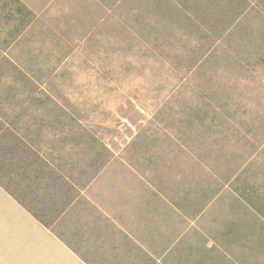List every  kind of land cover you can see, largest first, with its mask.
I'll use <instances>...</instances> for the list:
<instances>
[{
	"label": "rangeland",
	"instance_id": "1",
	"mask_svg": "<svg viewBox=\"0 0 264 264\" xmlns=\"http://www.w3.org/2000/svg\"><path fill=\"white\" fill-rule=\"evenodd\" d=\"M17 1L0 136L64 181L14 197L86 264H264V0Z\"/></svg>",
	"mask_w": 264,
	"mask_h": 264
},
{
	"label": "crops",
	"instance_id": "2",
	"mask_svg": "<svg viewBox=\"0 0 264 264\" xmlns=\"http://www.w3.org/2000/svg\"><path fill=\"white\" fill-rule=\"evenodd\" d=\"M253 242L251 235L247 236L241 240L240 249L224 252L235 253L236 264L253 263L257 254ZM0 264L86 263L0 186Z\"/></svg>",
	"mask_w": 264,
	"mask_h": 264
},
{
	"label": "trees",
	"instance_id": "3",
	"mask_svg": "<svg viewBox=\"0 0 264 264\" xmlns=\"http://www.w3.org/2000/svg\"><path fill=\"white\" fill-rule=\"evenodd\" d=\"M13 2L14 4H16L15 13L20 18H25L30 15L29 10H27L25 6L19 4L17 0H13ZM0 129H4V127L1 125ZM8 135L11 139L13 138V141L10 144L4 142V139L8 138V136H0V168L3 167L4 169L12 171L15 170L14 173H23V176H25L27 172H36L33 183L38 184L41 179L45 178L48 182H50L49 187L53 188L54 193L63 186L62 183L64 180L60 175L56 174V171L54 169H52L48 165L43 168V166L45 165L44 159H40V157L36 156L34 151L26 143L22 142L20 139L17 140V138H14V136H12L10 133ZM33 156H35L40 161L37 162L35 160H31ZM17 160L18 162H15ZM1 169L0 171H2ZM13 184H15V182L9 177L7 178L6 183H2V181L0 180V186L3 188V190L8 193L30 215H32L36 220H38L44 227L48 229L49 224L44 219H42L41 216L39 217L35 214L33 215L25 208L23 202L20 200L21 198H16L17 196L14 197L15 191L12 188L14 187ZM57 187L59 188L57 189ZM11 189L14 192L11 191ZM51 201L53 202V199ZM67 203L68 202L66 201L65 204L67 205Z\"/></svg>",
	"mask_w": 264,
	"mask_h": 264
}]
</instances>
